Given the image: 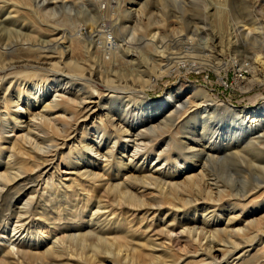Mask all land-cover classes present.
Wrapping results in <instances>:
<instances>
[{"label":"bare ground","instance_id":"obj_1","mask_svg":"<svg viewBox=\"0 0 264 264\" xmlns=\"http://www.w3.org/2000/svg\"><path fill=\"white\" fill-rule=\"evenodd\" d=\"M173 2L156 0L155 11L153 0H131L126 16L135 23L115 24L125 40L130 34L126 44L150 29L141 43L163 54L135 74L104 72L106 60L65 57L69 51H55L54 39L24 52L40 50L36 58L6 45L0 56V264H108L110 256L101 251L113 247L124 252L125 264L139 258L264 264V105L243 108L237 119L231 112L223 124V111L209 94L187 101L182 88L148 99L160 78L200 63L194 64L196 53L170 51L164 58L157 44L166 36ZM54 3L34 0L27 8L33 15L42 7L48 20L55 7L43 9ZM4 4L12 0H0ZM78 13L98 22L90 10ZM175 20L183 23V17ZM103 27L98 32L106 44L122 47L113 27ZM257 40L249 44L264 50ZM131 47L138 48L130 44L127 51ZM255 63L253 79L262 84L264 58ZM138 230V238L131 235ZM192 245L198 247L193 253L187 249ZM173 250L183 252L177 260Z\"/></svg>","mask_w":264,"mask_h":264},{"label":"rangeland","instance_id":"obj_2","mask_svg":"<svg viewBox=\"0 0 264 264\" xmlns=\"http://www.w3.org/2000/svg\"><path fill=\"white\" fill-rule=\"evenodd\" d=\"M30 1L34 2V0H12V4H8V7L5 4L0 7V26L2 28V33L0 31V56H3V59L6 56V45L17 46L21 51L19 54L21 56L36 58L40 50L26 54L24 52L28 51L33 44H37L36 48H38L41 44H45V40L53 39V43L50 42V45L59 46L55 51L62 48L69 51V53H65V57L76 61L106 60L102 70L110 72V74L118 73L116 75L135 74L139 69L148 65L146 62H151V60L160 62L163 57V54L155 51L153 43H149V45H145V42L141 43L145 39L144 37H149L150 29H147L145 34L137 31L138 35L129 44H126V41L131 37L130 34L125 40L121 31H117L116 23L121 22L122 25L135 23L134 17L129 19L126 16L132 8L131 0H51L55 3L43 9L44 11L55 7L52 19L48 18V20L40 15L42 7H39L41 11H36L35 7L36 12L31 15L27 8ZM154 2L156 0H153V5L150 8L157 11ZM62 3H65L66 6L71 5V7L61 6ZM168 9L172 14H169L170 17H168L166 36L161 40L162 44L160 40L157 41V44L165 50L164 58L170 51H173L172 55L176 56L187 54V52L193 53V55L196 53V58L193 59L194 64L200 63L198 66L178 67L173 73L160 78L155 87L147 91L148 99L158 100L170 91L182 88L185 91L183 99L187 101L198 98V102H201L202 98H206L204 93L209 94L220 107L218 112L223 111V115L219 114L223 119V124L225 119L231 121L228 117L231 112L235 113L232 118L237 119L239 118L237 115L243 108H256L264 105V82L256 83L253 79L256 58L259 55L264 58V50L260 51L259 47L254 50L252 44H249L253 37H257L256 44L264 45L262 44L264 43V0H176V2L174 0L173 5L171 4ZM78 10L92 11L96 14L98 22L95 23V19L86 18L84 13L80 14ZM182 17L183 23L176 22L175 19ZM146 21L144 19L145 23ZM46 23L50 26H46ZM79 24L85 25L84 28L81 27V31L78 28ZM103 25H109L110 29L113 27L115 35H117L116 44L122 45V47L106 44L105 34L102 31L98 32L100 29H105ZM251 26L257 27L256 30H250ZM54 27L59 31L61 29L60 33L54 34ZM196 27L197 30L194 31ZM92 34L94 42L91 41ZM62 35H65V39L61 38ZM63 39L64 42L59 43ZM130 44L138 48L131 47L134 51H127V46ZM237 44H241V47L234 50V45ZM131 53L138 55H129ZM51 54L56 56L57 53L51 52ZM136 57L137 59H135ZM52 58L54 59V57ZM140 59L142 60L141 66L137 64ZM240 67H242V72L239 71ZM103 89L105 88L103 87ZM187 126L188 124H185L181 127L179 130L181 135L188 130ZM64 154H67V149L64 150ZM234 188L238 192V184H235ZM235 201L236 199L228 200L231 204L236 203ZM255 201L261 200L255 199ZM262 205L264 204L262 203ZM123 215L125 216V213ZM181 220L182 216L179 215L176 223L180 225ZM128 221L124 218L125 223ZM136 221L137 227L139 223L138 220ZM160 227L154 228V231ZM111 231V233H115L114 230ZM139 233L140 230L131 232V235L138 238ZM223 237V233L219 235V239H223ZM197 248L192 245L187 249L193 253ZM109 250L111 253L101 251L104 257L110 256L108 264H125L122 259L124 252L121 254L118 247ZM172 253L177 260L183 252L173 250ZM201 256L204 257V254L201 253ZM192 259L195 260L193 257ZM135 264L152 263L148 258L145 260L139 258Z\"/></svg>","mask_w":264,"mask_h":264}]
</instances>
